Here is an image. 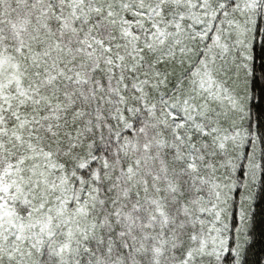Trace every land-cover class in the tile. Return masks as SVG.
Segmentation results:
<instances>
[{"label":"snow or ice","instance_id":"6c2138e0","mask_svg":"<svg viewBox=\"0 0 264 264\" xmlns=\"http://www.w3.org/2000/svg\"><path fill=\"white\" fill-rule=\"evenodd\" d=\"M0 264H264V0H0Z\"/></svg>","mask_w":264,"mask_h":264},{"label":"trees","instance_id":"16d2710c","mask_svg":"<svg viewBox=\"0 0 264 264\" xmlns=\"http://www.w3.org/2000/svg\"><path fill=\"white\" fill-rule=\"evenodd\" d=\"M257 232H259V225L257 226ZM253 247H254V250L256 252L255 259L260 260V258H261V254H260L261 242H260L259 238L257 239V241Z\"/></svg>","mask_w":264,"mask_h":264}]
</instances>
